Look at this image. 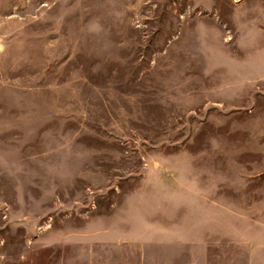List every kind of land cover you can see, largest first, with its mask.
Listing matches in <instances>:
<instances>
[{
    "label": "rangeland",
    "instance_id": "374dc122",
    "mask_svg": "<svg viewBox=\"0 0 264 264\" xmlns=\"http://www.w3.org/2000/svg\"><path fill=\"white\" fill-rule=\"evenodd\" d=\"M0 264H264V0H0Z\"/></svg>",
    "mask_w": 264,
    "mask_h": 264
}]
</instances>
